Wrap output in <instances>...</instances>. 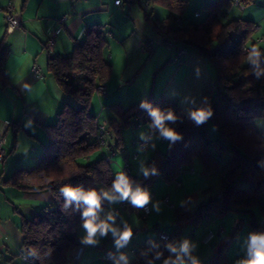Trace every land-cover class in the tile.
I'll return each instance as SVG.
<instances>
[{
  "label": "trees",
  "instance_id": "1",
  "mask_svg": "<svg viewBox=\"0 0 264 264\" xmlns=\"http://www.w3.org/2000/svg\"><path fill=\"white\" fill-rule=\"evenodd\" d=\"M154 2L170 12L166 21L171 23L168 26L163 21L153 25L154 36L166 40L174 48L199 52L215 71V79L211 86L203 89L202 105L187 113H182L175 102L163 97H150L126 110L118 105L110 106L113 116L106 121L107 131L114 137L115 146L107 143L104 149H99L95 137L98 121L90 106L93 96L98 94L97 87L104 85L111 76V66L104 59L103 28L86 30L83 41L75 42L70 55L51 54L47 62L50 75L59 89L72 96L79 107L65 105L57 114L55 124L45 126L49 141L35 156V166L31 170L20 168L2 183L28 191L48 190L52 195V202L36 211L33 218H21L23 243L20 253L29 260H24L26 263L70 264L75 246L84 243V206L81 202L77 207L73 202L65 209V198L59 189L71 184L101 194L99 218L109 201L103 193L111 195L114 192L115 173L110 156L116 149L122 150V132L147 125L152 133H162L152 115L154 110L165 118L163 127L174 130L177 138H169L165 153L153 152L147 173L135 178L134 189L151 195L154 181L165 184L177 181L181 173L191 171L194 159L199 161L202 175L209 177L217 173L221 184L217 195L208 197L193 213L188 206L191 198H187L174 211L169 242L163 244L152 231L154 241L136 248V259L131 264H151L158 259L169 261L166 264H177L174 245L170 242L181 234L183 225H198L207 218H221L230 212L249 215L248 222L253 230L264 234V222L259 226L253 215L254 207L264 215V133H258L254 126L255 120L264 118V54L258 49L259 57L249 59L252 48H256L252 44L255 26L246 20L222 23L213 11L205 20L184 22L182 16L187 0ZM178 16L183 23L181 26L175 23ZM7 52L3 38L0 40V84L3 87L9 86L4 69ZM200 111L209 113L203 121H197L193 115ZM169 114L173 119H167ZM210 128L217 133L213 139ZM13 129L14 149L17 124ZM135 208L140 207L135 205ZM235 228L226 244L206 264H227L225 251L241 229L239 224Z\"/></svg>",
  "mask_w": 264,
  "mask_h": 264
},
{
  "label": "crops",
  "instance_id": "2",
  "mask_svg": "<svg viewBox=\"0 0 264 264\" xmlns=\"http://www.w3.org/2000/svg\"><path fill=\"white\" fill-rule=\"evenodd\" d=\"M114 1L0 0V40L5 38L8 47L4 69L9 83L8 87L0 84V132L5 138L7 154L5 161L0 164V264H18L15 263V258L18 257L23 243L20 231L21 218L23 216L30 218V215L44 208L52 200L48 190L28 191L12 185L3 186V181L16 170L28 169L35 162L36 152L42 151L43 146L49 141L45 126L55 124L57 114L65 105L74 109L79 107L72 96L59 89L55 79L50 75L47 62L51 54L68 56L75 42L83 41L86 30L103 28L104 39H106L104 59L111 66V76L103 85L105 92L101 95L96 93L91 100L90 111L97 117L98 124L113 116L109 110L110 106L118 105L122 110H126L150 97H163L173 101L182 113L195 110L203 103V89L211 86L215 79V71L206 59L194 50L186 51L181 63H172L171 59L175 54L174 46L165 44L166 40L158 39L153 32V25L166 21L170 16V12L165 7L154 0L140 2L119 0L122 1L120 6H116ZM187 1L186 12L182 16L184 22L195 23L205 20L211 11L219 15L222 23L232 20L249 21L255 26L252 44H255L256 48L264 54V0H236L241 4L242 9L236 5L235 0ZM10 3L15 7L21 23L20 27L8 35L5 32L4 14ZM207 6L208 9H206ZM150 7H152V13L147 16L146 9ZM195 13H199V16L195 17ZM62 16L66 17L64 24L61 32L55 37L52 53L49 54L45 48L49 29L54 20ZM165 24L169 26L171 23L166 21ZM33 66L39 67V75L32 73ZM261 120L254 121L255 128L262 125L264 121ZM16 124L19 130L16 137L17 144L13 149V128ZM128 130L130 129L124 130L121 135V153L113 152L115 154L111 159L112 171L115 165L120 163V159H129L135 151L133 143L136 141L150 139V145L143 149L146 153L151 151L147 158L148 162L153 151L159 150L165 153L167 150V146L162 147L163 143L159 141L161 136H165L163 132L154 134L149 126L139 125L131 128L133 139L127 143L123 133ZM109 138L111 140L107 143L114 148V137L109 135ZM133 163L131 172L133 168L136 172L135 174L132 172L135 178H140L147 173V168L143 170L144 165H137V160ZM193 171L183 173L191 176L194 175L195 169ZM160 185L154 181L151 191L154 196L152 201L156 199L154 190ZM177 186L182 187V183L177 182ZM204 187L205 181L200 190ZM132 190L136 189L132 188ZM26 198L34 199L33 204L29 206L27 213H20V203ZM176 201L177 205H182L178 203V199ZM112 204L116 202L113 201ZM175 209L178 208L174 207V211ZM99 218L101 221L105 219L102 218V214ZM118 220L121 222L119 228L116 227L118 223L107 222L117 231L130 230L125 215H121ZM154 222L149 230L151 233L153 228H160L159 220L156 219ZM191 225L186 224L181 228V230L189 227L192 229L188 237V240H191L189 252L185 253L188 261L186 264H192L193 259L197 261V264H206L227 242L230 236L227 234L228 227L222 224L221 218L215 217H210L198 225L193 224V228ZM209 229L216 231L217 236L211 242L204 244L200 238ZM253 231L248 229L246 239L249 243L251 234L256 233ZM109 232L105 233V237L113 233L111 230ZM218 235L221 236L218 237ZM82 236V242H86L87 230L82 232ZM237 239L235 238L225 251L227 264H242L249 258V243L247 244V241L244 243L243 240L238 247ZM106 241L108 240H102L94 245L97 251L86 246L81 264H111L101 259L102 254L106 253L103 245ZM173 241L171 242L175 249L180 241L179 238ZM126 263L127 259L122 264ZM151 264H164V262L158 261Z\"/></svg>",
  "mask_w": 264,
  "mask_h": 264
},
{
  "label": "rangeland",
  "instance_id": "3",
  "mask_svg": "<svg viewBox=\"0 0 264 264\" xmlns=\"http://www.w3.org/2000/svg\"><path fill=\"white\" fill-rule=\"evenodd\" d=\"M151 11H152V7L146 9L147 16L151 15V13H152ZM176 49H177V47L175 48V52H176ZM261 119H264V118H261ZM261 119H257V120H255V122L259 121ZM261 121H264V120H261ZM256 127L257 128H255V129H257L258 133H260V134L264 133V122H262V125H258ZM127 129L131 130V128H127ZM130 130L123 133V138L125 136L127 143L133 139V137L131 136L132 133ZM209 132H210V136L212 139L217 136V133H216V131H214V129L210 128ZM106 137H107L106 138L107 142L111 140L109 138V135ZM169 138L170 137H167V136H163V137L161 136L160 137L159 141L161 143H163L162 147L167 146ZM116 151L118 153H120V150L116 149ZM40 152H36V153L39 154ZM136 153H137V157L135 159V160H137L136 164L139 166L144 165L145 168L143 170H146L147 165H148L147 164V162H148L147 158L149 157L151 151L149 150L146 153V152H144L143 149H140L137 152V150L135 149L133 154H131V156H129V159H128L130 161L131 165L134 164L133 163L134 160L132 159V155H134ZM95 156L96 155H94L93 157H95ZM119 161H120V163L117 166L115 165L113 172H117L121 167H123L124 159H120ZM34 166H35V162L33 164H31V166L27 170H31V168H33ZM190 167H193V169H195L194 175L190 176V175H188V173H186V174L181 173L179 175V178H178L179 180L171 182V184H168V183L164 184V183H161L160 180H156V183L161 184V185H160V187H158V189H157V187L155 188V190L153 189L155 191L154 195L156 196V199H155V201L150 202L149 208H150L151 215L148 216L147 219L142 220L141 218H139L137 216L136 212L131 210L132 212L131 211H126V212L122 211L119 214V216L117 217V219L111 222L112 224L118 223V224H116V227L119 228L121 222L118 219L121 218V215L126 216V218L128 219L127 222H129V226H130L129 231L131 232V236L127 240V242H125L119 246L117 245L116 241L119 238V233H121V229H120L117 231L116 235L111 233L114 236L111 234H108V236L105 237L106 236L105 234H103V235H101L99 233L96 234L93 237V242L87 244L88 248L94 249L95 251H97V248H94L95 247L94 245H96L98 242H101L102 240H108L105 243H103V245L105 247L104 251L106 253L110 252L113 254H117L118 256H121V255L125 256L127 258L126 264H129V263L131 264L136 259L135 255L131 254V251L133 249L138 248V247L145 246L146 242L154 241L155 236L149 230L152 228L153 224L155 223L154 221L156 219L159 220V227L161 228L160 230L165 232L167 235H171L173 233V224L172 223L174 221V207L179 208V206H180V205H177L176 200L178 199V203L181 204V203H184L187 200V198H191L190 202L188 203V206H189L190 212L193 213V211H195L199 207L200 204L204 203V201L208 197H214L217 195V191H218L219 186L221 184L220 177L217 173H215L214 175L209 176V177L202 175L201 165L197 159L193 160ZM134 171L135 170L132 168V172L135 174L136 172H134ZM182 177H184V178H182ZM182 180H184V181H182ZM203 180L205 181V187L203 190H200V188L204 184ZM177 182L182 183V187H178ZM167 196L169 198H171L170 202L167 204L168 206L162 203L163 199L166 198ZM33 201H34V199L32 200L29 198L22 200L20 203L21 208H20L19 212L20 213L21 212L27 213L29 206H32ZM50 203H48V204H50ZM33 215H30L31 216L30 218H33ZM253 215H255V218H256L258 225L261 226L262 222H264V219H262V217H264V215H261V213L257 207H254V209H253ZM105 220L110 222L108 219H104V221ZM248 221H249V215H247L243 212L242 213L230 212L229 214L223 215L221 217L222 224H224L225 226L228 227V231H227L228 235L232 234L236 229L235 228L236 225L239 224V227L241 229L239 230V233L236 236V238H238L236 246H238V247L241 246L240 244H242L243 240H244V243H245V241H247V244L249 243L248 240L246 239L247 232H248V229L253 230V227L250 226V223ZM113 226H115V225H113ZM193 227L194 226L191 225V228H193ZM134 230H136V231H134ZM133 231H134V233H132ZM210 231L215 233V237L217 236L216 231H214V230H210ZM191 232H192V229H190V227L185 228V229L181 230V234L179 236H177L175 238L173 237L174 239L179 238V241H180L176 245V248H175L176 251L174 252V256H175V259L177 261V264H180V260H178L177 257H180L182 259L183 264H186L188 262L187 261V255L181 251V247L185 241H187L189 243V245L191 244L190 243L191 240H188L189 239L188 237H189V235H191ZM255 232H256V234H262L259 230H257V231L255 230ZM205 234H203L202 237ZM227 234L225 236H227ZM220 236L221 235H218V237H220ZM103 237H104V239H103ZM109 237H112V238H109ZM202 237L200 238L201 241H202ZM174 239H172L171 241H173ZM86 243H87V241H86ZM224 244H226V242ZM222 246H224V245H222ZM15 259H14L15 263H18V264H31V263H26L24 260L20 259L19 257H16ZM158 261L164 262V264L169 262L165 259H158L157 261H154V262H158Z\"/></svg>",
  "mask_w": 264,
  "mask_h": 264
},
{
  "label": "built area",
  "instance_id": "4",
  "mask_svg": "<svg viewBox=\"0 0 264 264\" xmlns=\"http://www.w3.org/2000/svg\"><path fill=\"white\" fill-rule=\"evenodd\" d=\"M114 3L116 6H120L122 4V1L115 0ZM235 3L239 8L241 9L243 8L238 1L235 0ZM198 16H199V13H195V17H198ZM65 18L66 17L62 16L60 19L54 20L52 26L49 29L48 39L46 40V44H45V48L49 54L52 53V49L55 44L54 42L55 37L61 32V28L64 24ZM4 20L6 21L5 32L8 35L12 34L14 29L20 27L21 21L17 13L15 12V7H13L11 3L8 5V8L5 11ZM175 23H177L178 26H181L183 24L180 18H177ZM165 44H169V43L165 41ZM185 53H186L185 48L183 49L182 47H177L176 52L171 59L172 63H175V64L181 63L183 61L182 58ZM39 72H40L39 67L33 66L32 73L39 75ZM97 88H98V94L101 95L105 92V88L103 85H100ZM6 124H8V122H6ZM107 128H108V125L106 121L98 124L95 137H96L99 149H104V147L107 144L106 136L109 135ZM133 144H134V148L138 152L140 149H145L150 145V139L136 141ZM5 146H6L5 138L3 134L0 132V164L6 159V156H7ZM114 154L115 153L111 154L110 160L112 159ZM136 157H137V153L132 155L133 160H135ZM191 172H193V169H191ZM114 173H115V179L118 174H122L127 178L131 188L135 187L136 180H135L133 173L131 172V163L128 159L124 160L123 167H121L117 172H114ZM111 195L114 198L108 201L106 209L103 210L104 212L102 213V218L108 219V217L111 216L112 219L109 221L112 222L117 219V217L122 211H127V210L135 211L137 216L141 218L142 220L147 219L148 216L150 215L149 203L154 199V196H152V194L148 195L149 196V200L147 202L148 204H145L143 207H140L138 209L135 208L134 204H132L131 197H129L128 199H121L120 194L116 192H112ZM168 200H169V197L167 196L166 198L163 199V202L168 203ZM113 201L116 202V204H112ZM100 221L101 219L98 218L97 222H100ZM152 231L153 233L156 234L158 240L162 242L163 244L169 242V238H170L169 235L161 231L160 228L157 227L155 229H152ZM97 233H100V232L98 231ZM214 237H215V233L208 230L206 234L202 237V242L204 244L209 243L214 239ZM86 246H87L86 242L75 246L74 250L72 251L70 255V259H69L70 264H81L82 263L81 260L86 250ZM136 253H137L136 249H133L131 251V254L135 255ZM18 257L22 260L29 261L22 253H20ZM101 259L107 261L108 263L110 262L111 264H122L124 261H126L127 258H125L124 256H118L117 254H113L109 252V253L102 254Z\"/></svg>",
  "mask_w": 264,
  "mask_h": 264
},
{
  "label": "clouds",
  "instance_id": "5",
  "mask_svg": "<svg viewBox=\"0 0 264 264\" xmlns=\"http://www.w3.org/2000/svg\"><path fill=\"white\" fill-rule=\"evenodd\" d=\"M260 52L257 48L253 47L252 52L249 56V59L253 57H259ZM256 61L253 59V63ZM152 115L155 117L156 124L161 126L163 134L171 139H176L177 134L172 129H167L163 127L162 117L157 111H153ZM197 121H203L206 119L209 113L200 111L199 113L193 114ZM167 119H173L172 115L169 114ZM112 189L114 192L120 194L121 199H128L131 197L132 204L137 207H143L149 200V196L146 192L141 191L140 189L132 190L127 178L118 174L113 183ZM60 193L65 198L64 208L66 209L73 202L76 203L77 207L83 204L82 217L84 218L83 227L87 230V237L85 238L87 242L92 243L93 237L99 231L101 235L105 234L107 231L111 230L113 234L117 233V229L112 227L107 221H98V212L101 209V194L97 193L95 190L84 191L83 188L78 186H72L71 184H66L59 189ZM103 197L109 200H112L114 197L108 192L103 193ZM112 217L109 216L108 220H111ZM131 232L128 229H125L123 232L119 233V238L117 239V245H121L130 238ZM176 251V249H173ZM183 253L189 252V243L187 241L181 247ZM249 258L242 262V264H264V234L253 233L250 236L249 243ZM180 260V264H183V261L180 257H177ZM192 264H197V261L193 259Z\"/></svg>",
  "mask_w": 264,
  "mask_h": 264
}]
</instances>
